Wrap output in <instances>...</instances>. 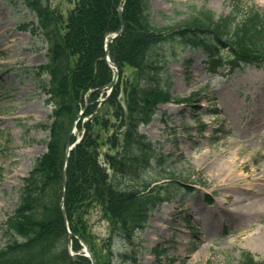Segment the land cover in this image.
<instances>
[{
  "label": "trees",
  "instance_id": "1",
  "mask_svg": "<svg viewBox=\"0 0 264 264\" xmlns=\"http://www.w3.org/2000/svg\"><path fill=\"white\" fill-rule=\"evenodd\" d=\"M28 2L51 44L49 61L41 69L50 75L45 88L54 102L53 120L47 151L36 158L19 188L13 212L1 227L0 264H92L84 255H71L60 208L68 134L85 106V116L91 117L78 125L84 136L72 150L67 169L69 226L89 244L98 264H112L115 239L131 246L121 257L136 262L137 232L145 227L151 210L169 197L164 185L143 179L153 160L160 166L164 157L139 131L140 124L150 121L157 103L172 99L165 80L166 46L178 41L202 48L211 73L224 65L264 69V9L234 0L227 15L217 16L194 6L186 18L157 28L148 0H77L66 19L42 0ZM121 3L125 31L110 48L120 79L99 107L102 89L113 78L104 59L105 38L121 28L117 11ZM169 181L178 188L182 184L175 178ZM94 211L110 225L109 236L101 241L91 226ZM81 248L74 237L73 250ZM241 264L264 261L244 252Z\"/></svg>",
  "mask_w": 264,
  "mask_h": 264
},
{
  "label": "rangeland",
  "instance_id": "2",
  "mask_svg": "<svg viewBox=\"0 0 264 264\" xmlns=\"http://www.w3.org/2000/svg\"><path fill=\"white\" fill-rule=\"evenodd\" d=\"M47 1L63 15L75 2ZM249 1L264 7V0ZM150 2L158 27L184 18L193 6L217 14L231 8V0ZM49 46L25 0H0V227L13 211L23 177L46 150L49 131L36 125L48 122L53 109L42 89L50 77L39 69L48 61ZM168 54L172 97L192 94L193 101L160 104L141 131L167 156L165 171L195 190L162 202L150 215L140 235L139 264H154L152 250L159 245L165 250L162 264H240L243 250L263 260L264 71L209 74L200 50L177 44ZM165 176L149 171L145 179ZM91 226L99 238L108 236V222L97 211ZM3 241L0 230V245ZM120 245L114 247V264H122Z\"/></svg>",
  "mask_w": 264,
  "mask_h": 264
},
{
  "label": "water",
  "instance_id": "3",
  "mask_svg": "<svg viewBox=\"0 0 264 264\" xmlns=\"http://www.w3.org/2000/svg\"><path fill=\"white\" fill-rule=\"evenodd\" d=\"M119 13V18L121 19V13H122V8L119 9L118 11ZM123 29L116 35V37L118 36H121L122 33H123ZM110 42L111 41H108V44H107V52H106V55H107V60L108 59V55H109V45H110ZM111 64V67L114 69L115 71V77H114V81L111 83V85L109 86V88H113L116 84V80L118 78V71H117V68L116 66H114L112 63ZM75 127V125L73 126V128ZM73 133V129L71 131V134L70 136L72 135ZM73 148V146H71L70 144V140L68 141V153L69 151ZM66 164H67V161H66ZM66 186H67V172H66V168L64 169L63 171V193H62V201H61V209H62V215H63V218H64V221L66 223V225L68 226V222H67V214H66V209H65V200H66ZM86 250H87V253L88 255L90 256L93 264H96V258H95V255L93 254V252L91 251V249L86 245V243L84 241H82Z\"/></svg>",
  "mask_w": 264,
  "mask_h": 264
},
{
  "label": "bare ground",
  "instance_id": "4",
  "mask_svg": "<svg viewBox=\"0 0 264 264\" xmlns=\"http://www.w3.org/2000/svg\"><path fill=\"white\" fill-rule=\"evenodd\" d=\"M221 171H222L223 173H225V171H228V169L224 167V168L221 169ZM240 203H241V202H240ZM260 246H261V247L264 246V233H263V232H261V234H260Z\"/></svg>",
  "mask_w": 264,
  "mask_h": 264
}]
</instances>
